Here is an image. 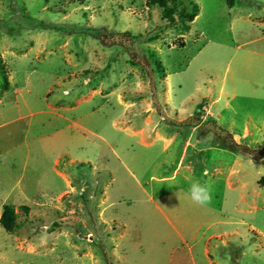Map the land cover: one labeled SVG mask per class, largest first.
Here are the masks:
<instances>
[{"label":"rangeland","instance_id":"rangeland-1","mask_svg":"<svg viewBox=\"0 0 264 264\" xmlns=\"http://www.w3.org/2000/svg\"><path fill=\"white\" fill-rule=\"evenodd\" d=\"M168 4L0 0V264H264V0Z\"/></svg>","mask_w":264,"mask_h":264},{"label":"trees","instance_id":"trees-1","mask_svg":"<svg viewBox=\"0 0 264 264\" xmlns=\"http://www.w3.org/2000/svg\"><path fill=\"white\" fill-rule=\"evenodd\" d=\"M149 4H158L163 8V16L167 17L169 19L172 18L174 9L172 6L168 4V0H147ZM197 4L196 2H192V9L190 12L187 11L186 8L182 10V14L189 17V19H193L195 14L197 13ZM90 34H94L95 36H100L98 33L97 28H88L86 27ZM126 48L130 55L132 56L133 61L138 62L140 60V56H137L135 53V49L133 48L132 42L130 41L128 44H126ZM3 77L5 79V82L7 81L5 73H3ZM6 84V83H5ZM154 89V88H153ZM154 95L152 97L153 105L157 109V111L163 115V119L166 123L174 124V125H195L197 126V136L203 137L206 132H213L215 136V141L217 145H220L222 147L230 148V149H243L245 150V146L243 144H240L234 140V138L231 136V134L228 132V130L221 125V123L215 121L214 119H209L207 121L212 123H207L201 119V108L203 105V101H198L194 110L190 115L183 119H175L172 117L167 116L166 114H163V110L160 108L159 102L157 100L156 91H153ZM247 150V149H246ZM264 152H258L256 153V156H263ZM24 208H27L26 205H23ZM0 222L4 226V228L8 231H11L17 227V221L15 218V211L11 204H4L3 211L0 215Z\"/></svg>","mask_w":264,"mask_h":264},{"label":"clouds","instance_id":"clouds-1","mask_svg":"<svg viewBox=\"0 0 264 264\" xmlns=\"http://www.w3.org/2000/svg\"><path fill=\"white\" fill-rule=\"evenodd\" d=\"M188 191L191 200L199 206H206L212 202V190L207 184L198 181L193 182L190 184Z\"/></svg>","mask_w":264,"mask_h":264},{"label":"crops","instance_id":"crops-1","mask_svg":"<svg viewBox=\"0 0 264 264\" xmlns=\"http://www.w3.org/2000/svg\"><path fill=\"white\" fill-rule=\"evenodd\" d=\"M235 4H236V2H235ZM248 4V3H247ZM250 5V4H249ZM235 6V5H234ZM249 14H252L251 13V10L249 9L248 11H247V17H248V15ZM248 19H250V22H252L253 24H256L254 21H252L253 19H251V18H248ZM256 19V22L258 23V24H262L263 22H264V20H261V19H257V18H255Z\"/></svg>","mask_w":264,"mask_h":264}]
</instances>
